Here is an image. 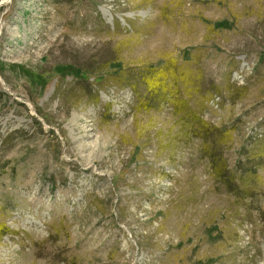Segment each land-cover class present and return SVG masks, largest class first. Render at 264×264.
I'll return each mask as SVG.
<instances>
[{"label": "rangeland", "instance_id": "rangeland-1", "mask_svg": "<svg viewBox=\"0 0 264 264\" xmlns=\"http://www.w3.org/2000/svg\"><path fill=\"white\" fill-rule=\"evenodd\" d=\"M164 64L229 185L127 85ZM0 264H264V0H0Z\"/></svg>", "mask_w": 264, "mask_h": 264}, {"label": "trees", "instance_id": "trees-1", "mask_svg": "<svg viewBox=\"0 0 264 264\" xmlns=\"http://www.w3.org/2000/svg\"><path fill=\"white\" fill-rule=\"evenodd\" d=\"M122 77L128 80V75ZM139 84L144 86V93L138 99L146 108H152L160 103H167L173 107L175 112L184 117L185 121L190 123L191 132L199 137L202 145H204L202 155L207 158L212 172L218 178H224L229 185L232 177L226 174V163L222 158V150L220 149L228 140L227 133L207 123L202 119L198 110L189 106L193 94L204 93L206 90L191 79H182L175 68L167 64L157 68H149V70L140 73L139 80L127 82V85L136 94L138 93ZM211 85V87H215L213 84ZM183 89L186 95L183 94Z\"/></svg>", "mask_w": 264, "mask_h": 264}]
</instances>
